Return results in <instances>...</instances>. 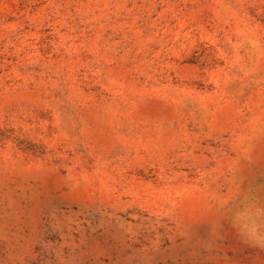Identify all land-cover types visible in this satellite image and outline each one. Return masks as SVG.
<instances>
[{
    "label": "rangeland",
    "instance_id": "374dc122",
    "mask_svg": "<svg viewBox=\"0 0 264 264\" xmlns=\"http://www.w3.org/2000/svg\"><path fill=\"white\" fill-rule=\"evenodd\" d=\"M0 264H264V0H0Z\"/></svg>",
    "mask_w": 264,
    "mask_h": 264
}]
</instances>
